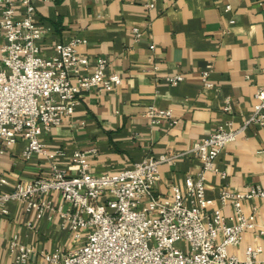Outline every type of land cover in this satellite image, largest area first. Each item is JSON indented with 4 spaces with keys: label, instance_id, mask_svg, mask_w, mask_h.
<instances>
[{
    "label": "crops",
    "instance_id": "crops-1",
    "mask_svg": "<svg viewBox=\"0 0 264 264\" xmlns=\"http://www.w3.org/2000/svg\"><path fill=\"white\" fill-rule=\"evenodd\" d=\"M33 17L44 30L43 54L53 53L56 42L84 38L77 52L90 64L99 56L109 58L106 73L122 77L112 90L82 92L73 114L41 133L49 149L66 151L58 165L71 174L77 171L70 160L75 149L85 151L89 171L96 174L131 167L149 156L178 155L159 165L156 190L169 196L173 185L182 186L185 176L201 167L199 157L189 152L193 143L220 124L237 127L254 108L257 89L264 87V0H39ZM204 71L211 86L203 85ZM178 73L183 79L171 84L167 76ZM152 105L170 109L171 116L152 122L146 114ZM23 145L18 140L0 156L11 182L49 172L43 156L23 159ZM215 165L220 172L205 173L211 209L220 205L224 188H264V125H248L225 145ZM242 205L245 212L256 206L257 222L264 223V199H246ZM7 209L0 213V264H12L8 246L14 238L32 248L29 261L38 264H44L45 252L72 244L56 212L37 218L20 200L8 202ZM231 211L230 205L223 208L226 215ZM257 243L264 248V234L255 239V232L246 230L241 243L228 251L242 257L246 245Z\"/></svg>",
    "mask_w": 264,
    "mask_h": 264
},
{
    "label": "built area",
    "instance_id": "built-area-1",
    "mask_svg": "<svg viewBox=\"0 0 264 264\" xmlns=\"http://www.w3.org/2000/svg\"><path fill=\"white\" fill-rule=\"evenodd\" d=\"M37 1L0 0V156L6 147L23 140V159L41 155L49 172L11 182L0 164V213L8 212V202L20 200L37 218L58 214L72 244L66 250L45 252L44 264H264L261 244L246 245L242 257L228 251L241 243L246 230H253L255 239L264 234V223L257 222V207L245 212L242 205L246 199H264V188H224L218 195L220 205L211 209L214 200L206 195L205 177L207 171L220 172L215 160L226 144L248 125H264V87L257 89L254 108L237 127L220 124L193 143L189 152L199 157L201 167L185 176L182 186L173 185L169 196L156 190L159 165L178 155L149 156L131 167L96 174L89 171L85 151L75 149L70 160L77 171L68 173L58 165L66 151L49 149L41 133L69 118L82 92L112 90L122 77L106 73L109 58L99 56L90 64L87 56L77 52V45L86 42L84 38L56 42L53 53L43 54L40 40L44 30L33 17ZM145 6L153 4L146 2ZM133 32L140 36L137 27ZM208 73H202L205 86L212 85ZM182 79L179 73L167 76L171 84ZM146 114L158 122L169 118L171 110L152 105ZM89 150L96 152V148ZM4 185L11 188L2 191ZM226 205L232 207L229 215L223 212ZM8 247L12 264H38L29 261L32 248L26 244L14 238Z\"/></svg>",
    "mask_w": 264,
    "mask_h": 264
}]
</instances>
